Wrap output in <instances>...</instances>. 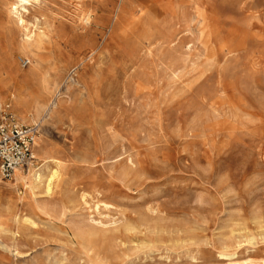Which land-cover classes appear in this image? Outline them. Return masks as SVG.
<instances>
[{"label": "rangeland", "instance_id": "1", "mask_svg": "<svg viewBox=\"0 0 264 264\" xmlns=\"http://www.w3.org/2000/svg\"><path fill=\"white\" fill-rule=\"evenodd\" d=\"M12 1L0 69L47 79L61 176L0 174V264H264V0Z\"/></svg>", "mask_w": 264, "mask_h": 264}, {"label": "bare ground", "instance_id": "2", "mask_svg": "<svg viewBox=\"0 0 264 264\" xmlns=\"http://www.w3.org/2000/svg\"><path fill=\"white\" fill-rule=\"evenodd\" d=\"M36 1H38V0H14V1L10 2L9 6H8L9 14L10 15L11 14L12 15L16 14L17 15V17H16L17 20L16 21L18 23L20 22L19 24H21V26L25 28V24L24 23H26V22H25V20L23 18V11L21 9L27 10V5L28 4L32 5ZM34 6H35V4H34ZM86 17H88V16H86ZM34 22L35 21H33V24H34ZM31 26L33 27V25H31ZM26 28H28V26H26ZM31 32H32V30H31ZM23 36H24V34H23ZM27 36H29V35H27ZM32 37H27L26 39L23 40V43H22V47L23 48H31V47L34 46L35 43H34V41H32L33 40ZM30 56H32V55H30ZM32 67H33L32 69H34L36 71L37 66L35 67V63L32 64ZM51 70L53 71L52 68H51ZM36 75H38V74H36ZM41 75H42V73H41ZM25 77H26L25 74L22 73L18 69L15 70V72L13 74H11L8 71H5L3 69H0V109L5 107V106H8L9 109L17 112L18 121L20 123L23 124V123H27L29 121L30 122L32 121L33 122L32 124H27V125H37L38 129H39V125L41 126L45 122L46 116L48 114L50 116L51 113L53 112L52 105H51V108H49L46 105V103L43 101L44 95H46V94H48L50 92V89L48 87V81L43 76L42 77H38V78H37V76H35V79H37L38 84L36 86H34V87L33 86H26V85H25L26 86L25 87L24 84H22V81L25 79ZM38 134H37V136L35 138L34 158H35V161H38L39 159L41 161H45V163L43 164V166H45L44 169H43V166L39 167V168H34V166L32 164L33 162L28 166L26 172L24 171V169L22 167L21 168H17L15 170L13 176H12V177H14L12 183L14 182L16 184H21L23 186L24 185L26 186L28 184H33V183H36L37 181H41L42 178L45 177V185H44V182L42 184L45 186L46 192H47V195H48V193H51L53 191V188H54L56 182L60 179V176H61V163H60L59 159L51 156L49 151H48V149L43 145V137H42V133H41L40 129L38 130ZM43 135H44V133H43ZM45 169H47V171L44 174ZM43 175H45V176H43ZM44 186H42V188ZM1 187H3V184L0 183V188ZM32 188H34V187H32ZM22 216H25V215H22ZM22 216H21V218H22ZM25 221H29V219L26 218ZM3 232H4V230H3ZM222 253L226 257H230L231 256L230 253L229 254L228 253H224V252H222ZM234 254H235V252H234ZM223 258H225V257H223ZM226 259H228V258H226ZM247 264H248V262H247Z\"/></svg>", "mask_w": 264, "mask_h": 264}, {"label": "built area", "instance_id": "3", "mask_svg": "<svg viewBox=\"0 0 264 264\" xmlns=\"http://www.w3.org/2000/svg\"><path fill=\"white\" fill-rule=\"evenodd\" d=\"M38 130L37 125L20 123L8 106L0 109V174L4 179L33 162Z\"/></svg>", "mask_w": 264, "mask_h": 264}]
</instances>
